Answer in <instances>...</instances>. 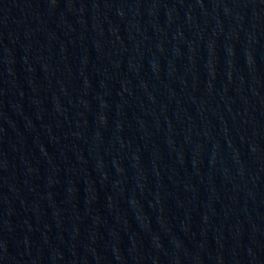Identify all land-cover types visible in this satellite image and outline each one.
<instances>
[{"label": "water", "instance_id": "water-1", "mask_svg": "<svg viewBox=\"0 0 264 264\" xmlns=\"http://www.w3.org/2000/svg\"><path fill=\"white\" fill-rule=\"evenodd\" d=\"M0 264H264V0H0Z\"/></svg>", "mask_w": 264, "mask_h": 264}]
</instances>
